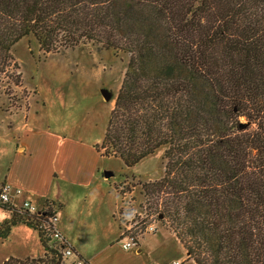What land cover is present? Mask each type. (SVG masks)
<instances>
[{
  "label": "trees",
  "instance_id": "obj_1",
  "mask_svg": "<svg viewBox=\"0 0 264 264\" xmlns=\"http://www.w3.org/2000/svg\"><path fill=\"white\" fill-rule=\"evenodd\" d=\"M30 35L48 54L88 43L128 54L94 149L131 168L165 148L141 209L166 220L195 264H264V0H0V78L16 86L11 48ZM46 205L0 203V238L25 224L43 246L1 264H68Z\"/></svg>",
  "mask_w": 264,
  "mask_h": 264
},
{
  "label": "rangeland",
  "instance_id": "obj_2",
  "mask_svg": "<svg viewBox=\"0 0 264 264\" xmlns=\"http://www.w3.org/2000/svg\"><path fill=\"white\" fill-rule=\"evenodd\" d=\"M11 52L22 80L16 86L0 78V180L15 170L26 180L16 201L29 198L40 208L44 196L65 200L63 223L88 250L99 252L101 264H195L166 220L140 207L141 184L163 175L165 148L131 168L94 149L104 137L128 54L90 43L48 54L32 35ZM104 88L112 98L103 97ZM19 145L26 148L22 155ZM120 183L131 192L121 196L114 189ZM7 215L0 210V222ZM120 234L136 246L124 250ZM138 246L141 251L135 253ZM42 255L37 231L25 224L11 226L0 238V264L9 256ZM76 259L70 255L68 264Z\"/></svg>",
  "mask_w": 264,
  "mask_h": 264
},
{
  "label": "crops",
  "instance_id": "obj_3",
  "mask_svg": "<svg viewBox=\"0 0 264 264\" xmlns=\"http://www.w3.org/2000/svg\"><path fill=\"white\" fill-rule=\"evenodd\" d=\"M13 115H14V113H13ZM12 128H15V127L12 126ZM21 128H23V127H21ZM24 152H26L25 145L17 146V154L18 155H22ZM0 183H8L13 188V190H15V189L21 190L20 187H25L26 180L24 178H21V174H19L15 170L14 172L12 171V173L9 171L8 174L6 176H4L2 178V180H0ZM21 194H22V191H21ZM28 194L30 197H33V193L31 191L30 192L28 191ZM18 198H19V195L15 196V200H18ZM43 198H44V200L42 199L43 201H41L42 204L40 203L41 204L40 207H42V205H44L46 202H51L57 206V215L60 214L61 217L60 218L57 217L56 227L60 231V234L65 238V240L74 248L73 250L75 251V253L78 254L79 256H81L83 259H85L89 264H101L100 261L98 260L99 252L98 251H92L91 252V250H88L86 245H84L82 242H80L76 239L75 234H71V232H69L67 230V228L65 226V222L63 223L62 219H65V217H67V212L66 211L64 212V210H65L64 209L65 208L64 207V201L65 200H63V199L56 200L55 198L51 199L50 197L46 198L45 196ZM27 199H29V198H27ZM28 201H30L34 205H37L32 199H29ZM22 225H24V224H22ZM25 226H27V225H25ZM28 228H30V227H28ZM119 241H120V239H119ZM111 244L114 247L119 245V244H115V241L112 242ZM120 247H122L121 244H120ZM124 250H128V249H124ZM138 251L139 252L141 251V249H139V246L137 247V249L134 252L136 253ZM129 254H133V253H129ZM186 258H187V256H186Z\"/></svg>",
  "mask_w": 264,
  "mask_h": 264
},
{
  "label": "built area",
  "instance_id": "obj_4",
  "mask_svg": "<svg viewBox=\"0 0 264 264\" xmlns=\"http://www.w3.org/2000/svg\"><path fill=\"white\" fill-rule=\"evenodd\" d=\"M20 194H21L20 189L13 190V188L8 183H3L2 185H0V203H9L15 209L28 212L29 214H41L42 210L49 209L46 203L42 205V207L37 208L36 205L28 201L29 199H25L22 201H16L15 196L20 195ZM51 208H52L53 215L49 218V223L46 224L44 228L48 232L51 238L56 239L59 242H65L66 241L65 238L60 234V231L56 227V221L58 217L57 206L53 204ZM151 229H154V227L151 226ZM122 237L120 238V241H121V245L123 249H129L131 247L136 246V241L133 238L123 239ZM73 249L74 248L70 244H67V247L63 250V255L67 258H69V256L73 254H75L76 256V253ZM71 264H86V261L83 258L77 257L76 261H74ZM175 264H179V263H175Z\"/></svg>",
  "mask_w": 264,
  "mask_h": 264
},
{
  "label": "water",
  "instance_id": "obj_5",
  "mask_svg": "<svg viewBox=\"0 0 264 264\" xmlns=\"http://www.w3.org/2000/svg\"><path fill=\"white\" fill-rule=\"evenodd\" d=\"M101 93H102V95H103V97L105 98V99H110V98H112V94H111V92H110V90H108V89H102L101 90Z\"/></svg>",
  "mask_w": 264,
  "mask_h": 264
}]
</instances>
